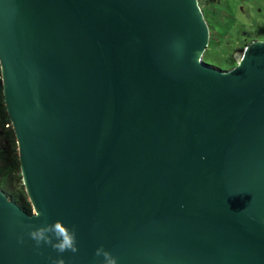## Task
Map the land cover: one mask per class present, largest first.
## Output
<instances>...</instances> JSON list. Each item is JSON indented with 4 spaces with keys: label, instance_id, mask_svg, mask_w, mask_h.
I'll use <instances>...</instances> for the list:
<instances>
[{
    "label": "water",
    "instance_id": "obj_1",
    "mask_svg": "<svg viewBox=\"0 0 264 264\" xmlns=\"http://www.w3.org/2000/svg\"><path fill=\"white\" fill-rule=\"evenodd\" d=\"M212 38L200 0H0L32 205L0 188V264H101V246L118 264H264V41L223 71ZM58 220L77 253L30 238Z\"/></svg>",
    "mask_w": 264,
    "mask_h": 264
},
{
    "label": "rangeland",
    "instance_id": "obj_2",
    "mask_svg": "<svg viewBox=\"0 0 264 264\" xmlns=\"http://www.w3.org/2000/svg\"><path fill=\"white\" fill-rule=\"evenodd\" d=\"M203 9L213 31L206 64L228 69L237 63L245 49L243 33L264 40V0H219Z\"/></svg>",
    "mask_w": 264,
    "mask_h": 264
},
{
    "label": "trees",
    "instance_id": "obj_3",
    "mask_svg": "<svg viewBox=\"0 0 264 264\" xmlns=\"http://www.w3.org/2000/svg\"><path fill=\"white\" fill-rule=\"evenodd\" d=\"M202 6L206 4H212L219 2V0H200ZM243 39L240 44L242 47H246L251 42L258 40V37L247 36L246 33H243ZM264 41V40H263ZM236 48L233 49V52ZM235 63L231 69L236 67ZM0 188L13 200L15 201L22 209L31 213L32 205L27 195L22 171H21V161H20V152L18 147L17 136L8 113L3 80H2V71L0 64Z\"/></svg>",
    "mask_w": 264,
    "mask_h": 264
},
{
    "label": "clouds",
    "instance_id": "obj_4",
    "mask_svg": "<svg viewBox=\"0 0 264 264\" xmlns=\"http://www.w3.org/2000/svg\"><path fill=\"white\" fill-rule=\"evenodd\" d=\"M29 236L35 241L37 248L42 245H48L61 255L69 251L73 254L79 251L75 227L69 228L63 221L58 220L54 224L33 230L29 233ZM23 242L21 238L20 243L22 244ZM95 255L98 258H103L101 264H118L117 258L105 250L103 246L96 250ZM52 264H65V260L63 258L55 259Z\"/></svg>",
    "mask_w": 264,
    "mask_h": 264
},
{
    "label": "flooded vegetation",
    "instance_id": "obj_5",
    "mask_svg": "<svg viewBox=\"0 0 264 264\" xmlns=\"http://www.w3.org/2000/svg\"><path fill=\"white\" fill-rule=\"evenodd\" d=\"M219 68V67H218ZM220 70H223V71H229V70H231V68H219Z\"/></svg>",
    "mask_w": 264,
    "mask_h": 264
}]
</instances>
